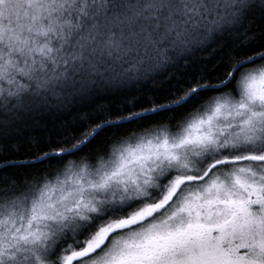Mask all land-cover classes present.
Instances as JSON below:
<instances>
[{"label": "snow or ice", "instance_id": "snow-or-ice-1", "mask_svg": "<svg viewBox=\"0 0 264 264\" xmlns=\"http://www.w3.org/2000/svg\"><path fill=\"white\" fill-rule=\"evenodd\" d=\"M0 264H264V0H0Z\"/></svg>", "mask_w": 264, "mask_h": 264}]
</instances>
